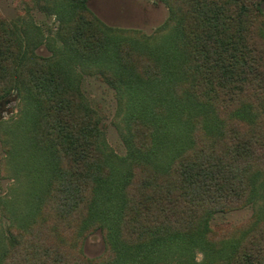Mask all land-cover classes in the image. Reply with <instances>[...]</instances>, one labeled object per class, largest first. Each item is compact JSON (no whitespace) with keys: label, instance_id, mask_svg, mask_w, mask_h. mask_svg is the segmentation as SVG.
<instances>
[{"label":"trees","instance_id":"trees-1","mask_svg":"<svg viewBox=\"0 0 264 264\" xmlns=\"http://www.w3.org/2000/svg\"><path fill=\"white\" fill-rule=\"evenodd\" d=\"M86 1L52 0L50 57L35 54L38 33L23 40L0 16V100L15 90V125H27L9 127L8 159L20 137L48 167L35 202L8 209L0 264H264V0H162L170 17L154 36L106 26ZM77 65L125 97V156ZM249 204L237 234L213 237L215 213ZM94 230L105 249L88 259Z\"/></svg>","mask_w":264,"mask_h":264},{"label":"rangeland","instance_id":"rangeland-1","mask_svg":"<svg viewBox=\"0 0 264 264\" xmlns=\"http://www.w3.org/2000/svg\"><path fill=\"white\" fill-rule=\"evenodd\" d=\"M51 4L52 0H0V16L13 27L21 39L24 40V29L30 36L38 33L41 43L35 46L34 52L41 57L52 56L61 44L57 35L61 30V23L54 14L49 13L48 7ZM86 5L106 26L132 30L139 36L158 35L157 31L170 17L169 6L162 0H87ZM261 9V18L264 20V2L261 3ZM160 33L158 38H162L161 42L165 33ZM76 68L81 92L100 117V127L108 146L117 155L125 156L127 147L121 136L125 97L95 68L81 69L78 65ZM21 107L22 102L15 90L0 100V247L1 241L6 244L4 238L8 237V226L13 217L9 216L8 209L18 214L32 205L41 193L48 173L43 155L32 149L28 140H21L20 137H16L13 159H8V140L11 138L9 127L13 126L18 131L27 126L22 122L18 124L20 126L15 125ZM252 215L253 206L250 204L215 213L209 221L213 237L237 234ZM81 248L88 259L102 256L105 249L102 232L94 230L86 235ZM2 253L0 248V258ZM196 258L201 259V254L197 252Z\"/></svg>","mask_w":264,"mask_h":264},{"label":"water","instance_id":"water-1","mask_svg":"<svg viewBox=\"0 0 264 264\" xmlns=\"http://www.w3.org/2000/svg\"><path fill=\"white\" fill-rule=\"evenodd\" d=\"M14 92V91H13Z\"/></svg>","mask_w":264,"mask_h":264}]
</instances>
